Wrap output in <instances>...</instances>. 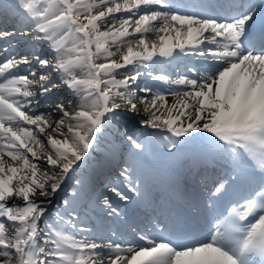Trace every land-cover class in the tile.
Here are the masks:
<instances>
[{
  "label": "snow or ice",
  "instance_id": "1",
  "mask_svg": "<svg viewBox=\"0 0 264 264\" xmlns=\"http://www.w3.org/2000/svg\"><path fill=\"white\" fill-rule=\"evenodd\" d=\"M258 6L264 12V0L259 5L257 0L238 5L14 0L4 5L28 27L19 34L40 48L31 59L0 49V264H264V23L253 26ZM225 7L229 13L218 15ZM16 34L0 31V40ZM205 45L216 47L205 51ZM189 50L221 66L199 78L154 76L168 85L175 97L171 105L162 92L137 85L139 69L151 67L154 58L175 59ZM21 65L28 66L24 74ZM60 87L70 98L39 112L40 97ZM108 125L123 128L137 150L144 145L134 132L142 125L177 138L201 132L216 138L217 155L231 168L204 176L203 183L212 184L207 208L230 192L239 198L219 213L207 238L169 231L167 237L142 234L143 243L125 246L89 239L91 230L78 227L67 199L64 211L52 216L64 181ZM111 191L129 201L138 187L127 179L124 188ZM100 203L108 215L119 216L109 198Z\"/></svg>",
  "mask_w": 264,
  "mask_h": 264
},
{
  "label": "bare ground",
  "instance_id": "2",
  "mask_svg": "<svg viewBox=\"0 0 264 264\" xmlns=\"http://www.w3.org/2000/svg\"><path fill=\"white\" fill-rule=\"evenodd\" d=\"M14 0H0V26L4 25L6 27L5 31H11L16 32L17 34L11 37H15L13 40L10 38L2 39L0 40V43L3 41L5 42L4 48H8L9 52L16 55V50H11L15 48L16 46H24L20 47L24 49V52L20 53L19 56H27L29 59L32 58L33 54H38V49L40 48L39 45H35L29 36H22L20 35V31H28V27L25 26V24L21 21V19L16 16L14 13L10 11H6L4 8V5L13 3ZM118 15H124V14H118ZM111 23V21H110ZM154 39V37H151ZM205 48V51H207L208 48L215 49L216 46L214 45H205L203 46ZM20 51V50H19ZM47 49L45 48V52ZM115 59H119V57H115ZM155 63L151 65L149 68L141 67L139 70L141 72V75L137 79V85L139 83L140 88L148 87L152 88L153 91H160L163 90L166 95V98L168 100L169 105H171L175 97L170 94L168 91V85L164 84L161 81L155 80L153 77L156 75H167L169 79H177L174 75V65L177 63L185 64L187 65V60H193V61H209L211 63L217 64L220 63L218 61L212 60L209 56H200L195 53V50H189L186 53H181L175 57V59L170 58H160L156 57ZM179 66V65H178ZM189 66V65H188ZM187 66V67H188ZM197 65L193 64V66H189L194 69ZM32 67H36V65H32ZM215 66H212V70ZM28 69L27 65H21V74H24ZM123 72V70H120ZM149 72H151V75H149ZM123 78L121 75H117V79ZM175 87V86H173ZM181 91L189 90L181 86ZM138 95H145L144 93H139ZM150 98L151 93L147 94ZM70 98V92L66 87H60L57 89H53L51 93L45 96L40 97V107L38 108L39 112H46L50 111V103L57 100V99H68ZM143 116V113L140 114V116H136L135 120H139ZM55 118V116H54ZM128 119H132V117H128ZM124 129L120 128L118 129L115 125H108L105 126L101 134L98 136V142L94 145V148L90 150V155H87L83 162L79 163V166L75 168V171L71 172L69 174V177L64 181V190L68 188V186L71 185V180L77 179L79 182H83L87 185H93L97 184L98 186L94 190L90 192L84 191L83 193H79L78 195L84 194L85 198H82L81 196H77L75 198H71L70 194L72 193H64V190H62L56 197V200L53 202V205L51 206V214L53 217L56 215H53L57 211L63 212L64 211V205L63 200L67 199L69 201V210L72 208L75 209L76 214L78 213V209L81 211L78 215V227L85 228L90 225H92L97 220H103L105 219L108 222H111L112 224L121 225L124 226L125 224V216H127V212L131 208V206L137 204L136 201L133 199L131 194H129L132 198L129 201H123L124 204L118 208L120 205L117 200L112 198L114 193H112L111 189L109 190L107 183L106 187L108 188L107 191L101 192L102 188L100 185L106 183L105 180H109L112 178L113 174V166L117 163L118 160L121 161H138V163L141 164V158L137 157V149H133L130 145V143L127 141L125 135H124ZM129 133L133 134L131 129H129ZM135 136H140L142 140H144L145 136H149L152 140H154L155 147L158 145H166L168 143V140L165 139V137H169L170 139L176 140L177 144H185L186 141L182 139V137H172L171 133L167 132L166 129H153L151 127L147 126H140L139 128L135 129L134 132ZM208 134L206 132L196 133L192 134L191 136H198V135H204ZM208 145L209 142H207ZM163 159H165V156H161ZM128 169V171L131 170V167L124 166L123 170ZM109 173L107 176H104L103 173ZM122 172V168L118 169V173ZM117 176V174L115 175ZM114 176V177H115ZM104 177V178H103ZM116 178V177H115ZM79 187V184H77ZM103 193V197L109 198L111 202H115L116 206L119 210V216L113 214L108 215V209L104 207L102 203H100V200L103 198L101 197V194ZM112 195V196H111ZM86 199L95 200V203H89L86 201ZM19 203V202H18ZM132 206V207H133ZM137 207V206H135ZM139 208V207H138ZM145 211L140 208V213H144ZM137 218V214L134 216ZM45 219H48V217H45ZM67 219V217H65ZM124 222V223H123ZM43 227V224L40 225ZM117 227V226H115ZM91 230V229H90Z\"/></svg>",
  "mask_w": 264,
  "mask_h": 264
},
{
  "label": "rangeland",
  "instance_id": "3",
  "mask_svg": "<svg viewBox=\"0 0 264 264\" xmlns=\"http://www.w3.org/2000/svg\"><path fill=\"white\" fill-rule=\"evenodd\" d=\"M115 58V57H114ZM98 63H102V62H105L104 60H98L97 61ZM78 75H79V73H78Z\"/></svg>",
  "mask_w": 264,
  "mask_h": 264
}]
</instances>
